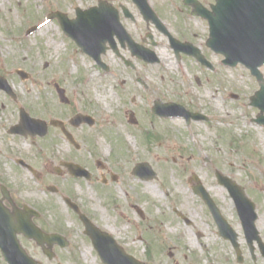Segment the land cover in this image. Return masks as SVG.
Instances as JSON below:
<instances>
[{
  "label": "rangeland",
  "instance_id": "obj_1",
  "mask_svg": "<svg viewBox=\"0 0 264 264\" xmlns=\"http://www.w3.org/2000/svg\"><path fill=\"white\" fill-rule=\"evenodd\" d=\"M97 1L0 0V75L7 79L11 92L16 95L14 100L0 90V165L9 170L8 166L12 164L9 157L18 156L31 158L37 164L53 169L59 167L60 162L71 159L95 170V162L100 160L112 166L113 176H116L113 186L102 187L99 182L89 184L69 175V180L55 175L58 191L51 194L43 192L41 184L34 181L27 182L25 187L20 185L22 195L45 210L54 220V229L67 233L72 245L56 249L55 260L50 262L33 247H26L28 254L41 264H103L65 206L63 199L69 195L100 225L107 230L113 227L119 241L130 244V248H125L127 253L138 260H148L150 264H172L166 252L143 247L136 240V235L127 226L135 214L133 206L142 211L146 209L151 217L159 218L169 213L171 207L189 205L191 209L187 211L199 220L206 209L192 192L191 186L196 184L192 176L196 175L210 193L212 202L218 207L222 205L223 213L233 218L237 213L233 211L232 198L218 184L216 171L241 186L264 218V124L256 122L261 113L249 102L258 88L256 79L242 65L224 66L221 55L210 53V69H200L191 63L193 74L183 80L176 74L173 59L165 54L161 58L162 64L166 65L165 70L159 64L148 66L144 73V81L149 88L145 98L138 99L136 105L146 107L142 100L151 105V99L158 97L161 103H181L192 111L207 115V119L191 120L188 124L182 117L160 119L148 112L140 123L130 124L132 108L126 105V91L123 92L118 81L91 73V65L74 42L64 36L55 20H46L51 10L62 11L73 19L75 7L86 8ZM108 1L122 4L132 13L137 12L130 0ZM154 2L158 4L162 0ZM32 26H36L35 31L27 34L26 30ZM16 68L29 76L21 79L15 72ZM260 72L264 78V65ZM160 74L165 78L160 79ZM122 76L121 73L118 78ZM53 82L61 87L63 84L68 94L76 89L85 92L87 106H82L79 94H72L75 107L69 109L87 108L98 116L94 130L79 131L78 141L82 144L79 152L69 148L59 137L7 133L8 126L19 121L18 107L23 106L30 117L33 116V108L43 112L51 108L52 117L60 114ZM131 84L130 80L126 86ZM101 93L106 95L104 101L98 98ZM210 93H216L222 100L221 110L215 111L204 96ZM230 94H236L238 98ZM36 117L42 118L40 115ZM20 139L24 148L20 147ZM138 161L147 162L155 172V178L141 181L133 176L131 169ZM148 186L154 187L164 198L153 197ZM131 240L135 242L131 243ZM192 252L176 253V259L182 260L186 255L187 259L181 264H189L190 260V264H213L206 250L194 249ZM0 264H6L1 257Z\"/></svg>",
  "mask_w": 264,
  "mask_h": 264
},
{
  "label": "flooded vegetation",
  "instance_id": "obj_2",
  "mask_svg": "<svg viewBox=\"0 0 264 264\" xmlns=\"http://www.w3.org/2000/svg\"><path fill=\"white\" fill-rule=\"evenodd\" d=\"M105 1L111 6L113 18L116 17L119 20L122 28L119 29L113 24V31H110L111 33L105 39L104 45L100 44L94 48L88 47L92 55L79 49L81 55L87 58V61L91 65V73L111 77L113 81H118V85L124 90L123 92L126 91V105L132 108L129 117L130 124L140 123L147 116L148 112H151L155 117L165 119V116L153 109L164 105V103L158 100V97L151 99V105L153 104V106L150 105V102H145L142 99L146 107L136 105L138 99L145 98L149 88V85L144 81V73L148 70V66L162 64L161 58L165 54L173 59L176 74L183 80L188 76L191 77L193 74L191 63H194L200 69L209 67L207 65L210 61L209 54L215 53L206 44L209 37L208 21L194 13V3L188 2H194V0H162L158 4L154 0H147L157 18L163 23V28L158 27L153 19L148 18V15L144 14L133 0H130V2L136 8V13H132L122 4L116 5L108 0ZM196 1L201 3L206 9L211 10L213 0ZM112 10L110 11V15L112 14ZM53 20L60 26L57 19ZM150 51L155 52V55L152 56ZM197 53L201 54L202 61L197 59ZM150 58H155V61L150 63ZM162 65L165 70L166 65ZM121 73L123 76L119 79L118 75ZM159 78L164 79L165 76L160 74ZM130 80L132 82L131 86H126ZM54 82L52 84L55 88ZM196 82H200L197 77ZM61 88L67 97V101L63 102L60 100L59 93L55 88V96L58 99L59 105V107L57 105V108L61 109L59 115L52 117L51 108H46L44 112L38 111L35 108L31 109L34 119H38L36 115H40L42 117L40 120L47 122L44 134L41 135L37 132L31 137H59L69 145V148L71 147L79 152L82 150V144L78 141L79 131L94 130L98 123V116L94 111H90L87 108L82 110L69 109L75 107L73 105L74 98L72 94H79L81 98L80 103L83 104V107L87 106L84 98L85 92L76 89L70 90L71 94H68L67 88L63 87V84ZM131 99L132 102L130 103L129 100ZM77 113L87 115L89 119L75 126L69 119ZM53 120L60 121L62 126L51 122ZM13 124L15 123H11L8 129ZM37 128L38 131L43 129L40 125H37ZM63 128L71 133L74 140L77 141L78 147L69 142ZM9 159H12V164L8 166L9 170H6L5 165H0V205L3 206L8 214H14L15 211L19 210L22 211L32 225L46 234L63 235L69 242L67 248L72 246L68 234L61 232V229H54V220H52L49 214L45 213V210L36 206L34 200L22 195L20 185H24L25 187L27 182L34 181L35 184H41L43 192L46 191L47 194H51L53 192L50 191L49 187L55 186L57 188L54 182L55 175L66 177L65 179L68 180L67 175H69L68 177L75 180H85L89 184H97L99 182L102 187L113 186V182L116 181V177L113 180V167L107 166L101 161L97 163V160L95 162V170L93 167H87L76 160H66L77 162L87 169L86 174L81 177H75L70 174L62 162H60L59 167L53 169L43 164H37L36 160L27 157L13 156L9 157ZM77 205L93 223L101 229H106L81 204L77 202ZM203 205L206 211L204 212V216L198 217L199 220L193 218L190 212L187 211L191 209L189 205L171 207L169 213L163 214L165 217L161 215L159 218L151 217L150 212L146 209L142 211L138 206H133L135 214L129 220L127 226L132 231V234L136 235V240L141 243V246L151 250L155 249L159 252H166L169 262L172 264H181V261L187 259L185 255L182 260H177L176 253L181 251L193 253L192 250L194 249H198L199 251L206 250L209 253V260L213 264H264V218L259 213L257 205H255V213L252 217L251 225L238 214H233V218L227 217L226 213H223L222 205L221 207H216L219 209L223 219H217L210 212L208 206L204 203ZM65 206L68 212L75 217V221L82 228L83 234V225L77 213L68 205L65 204ZM232 208L233 211L236 210L234 203ZM114 230L112 227L108 231L121 246L124 248L128 246L130 248L129 243L119 241ZM141 231H144V233H141ZM15 238L25 250L26 247L30 246L43 256L44 251L50 250V244L54 243L51 246V251L54 253L56 249H64L57 241L51 243L43 241L42 244H39L36 239L27 238L21 233L16 234ZM10 241L6 239L5 235L0 234V257L2 247L6 243L10 244ZM133 242L135 241L131 240V243ZM143 249L145 250V248ZM145 251L149 252L148 249ZM144 262L145 264H150L148 260ZM191 262L190 260L189 264Z\"/></svg>",
  "mask_w": 264,
  "mask_h": 264
},
{
  "label": "water",
  "instance_id": "obj_3",
  "mask_svg": "<svg viewBox=\"0 0 264 264\" xmlns=\"http://www.w3.org/2000/svg\"><path fill=\"white\" fill-rule=\"evenodd\" d=\"M134 1L143 13L150 18H154L153 12L150 10L145 0ZM198 5L199 3L195 2L196 13L208 19L211 28L210 39L207 44L216 52L225 55L226 58L224 63L236 65L237 62H241L257 77L261 88L252 97V103L264 112V84L262 76L257 69L258 66L264 63V0H216V3L212 5L213 12H208L201 5ZM111 10L109 5L105 4L103 1H99L97 6L90 7L86 10L76 9V17L74 19H68L65 14L60 12L53 13L48 17H56L65 34L70 36L82 50L92 54L88 47L94 48L95 46L98 47L100 44L104 45L105 39H107V36L111 33L110 31H113V24L116 25L117 28H121L116 17L113 18V10L110 15ZM155 20L159 25L161 24L158 19ZM34 29V27L29 29L27 33H31ZM244 29L245 36L243 33ZM152 60L151 58L149 59V61ZM17 72L22 78H25L27 75L23 71ZM0 89L10 92L4 79H0ZM58 93L61 101H67L63 95L62 89L58 88ZM154 111L163 115L183 113L186 117L197 119L202 117L196 114H188L180 106H175L174 104H166L163 107L157 106L154 108ZM86 119V116L77 114L70 119V122L77 126L81 122L86 121ZM51 122L62 126L59 121ZM258 122L264 123V118L259 119ZM37 125L42 126L43 129L38 131ZM45 127L46 124L44 122L29 118V116L21 110L20 123L13 126L9 132L22 135H34L38 132L42 135L45 132ZM67 136L71 143L74 144L71 135L67 134ZM66 166L74 175H82L85 172L78 165L69 163L66 164ZM134 172L146 179L154 177V173L145 163L138 164ZM217 177L219 182L227 186L233 196L241 218L251 225L253 213L242 189L219 173H217ZM194 190L204 198L205 202L211 208H213L212 201L206 195L200 184L194 187ZM70 205L72 206L71 203ZM79 217L84 224L85 233L91 238L92 244L104 264H143L126 255L122 249L115 244L113 238L108 233L100 231L83 214L79 213ZM17 233H22L26 237H34L41 243L44 239L49 243L57 241L61 245H66L65 242H60L62 238H60L59 235L54 234L47 236L38 232L22 213L16 212L14 215L8 214L0 205V234L10 239V243L14 241L16 248L9 249L10 244L6 243L2 248V255L5 261L8 262V264H37L19 245V242L15 238ZM45 253L49 258L53 257L52 253Z\"/></svg>",
  "mask_w": 264,
  "mask_h": 264
},
{
  "label": "bare ground",
  "instance_id": "obj_4",
  "mask_svg": "<svg viewBox=\"0 0 264 264\" xmlns=\"http://www.w3.org/2000/svg\"><path fill=\"white\" fill-rule=\"evenodd\" d=\"M47 29V28H46ZM49 44H47L48 46ZM95 76V75H94ZM208 101L210 102V104L212 105V107L214 108L215 111L221 110L222 109V105H221V99L216 95V93H210L209 94H205L204 95ZM98 98L102 101H104L106 99V95H103L102 93L98 95ZM223 118H226L225 115H221ZM20 147L24 148L23 146V141L20 139ZM149 192L152 194L153 197L155 198H164V195H162L161 193H158L154 187H150L148 186ZM209 189H212V187H210Z\"/></svg>",
  "mask_w": 264,
  "mask_h": 264
}]
</instances>
